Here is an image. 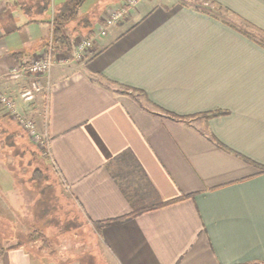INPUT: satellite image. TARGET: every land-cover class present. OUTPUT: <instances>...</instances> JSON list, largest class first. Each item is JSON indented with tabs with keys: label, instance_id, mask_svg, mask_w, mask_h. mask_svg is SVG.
Returning <instances> with one entry per match:
<instances>
[{
	"label": "crops",
	"instance_id": "1",
	"mask_svg": "<svg viewBox=\"0 0 264 264\" xmlns=\"http://www.w3.org/2000/svg\"><path fill=\"white\" fill-rule=\"evenodd\" d=\"M204 1L140 0L77 60L87 32L72 36L24 100L34 78L9 70L45 46L48 8L0 0V92L46 133L80 213L106 221V264H264V0ZM0 264L58 263L20 244Z\"/></svg>",
	"mask_w": 264,
	"mask_h": 264
},
{
	"label": "rangeland",
	"instance_id": "2",
	"mask_svg": "<svg viewBox=\"0 0 264 264\" xmlns=\"http://www.w3.org/2000/svg\"><path fill=\"white\" fill-rule=\"evenodd\" d=\"M63 1L50 0L46 15L41 13V17L43 15L50 20L49 35L51 36L55 7ZM112 2L113 0H85L78 12L79 15L68 23L67 33L76 37L84 36L85 30L78 26L82 18L88 17L93 25L96 24L105 6L113 5ZM81 31L83 34H79ZM78 39L80 37H77L73 43L75 44ZM261 43L264 45L263 41ZM44 114L45 112L42 113V120ZM9 115L0 107V118ZM6 126L13 128L14 125L10 126L6 122ZM37 127L42 130L40 126ZM16 137L21 139L17 135ZM4 140L0 142V166L3 164L8 169L16 167L15 179L18 185L10 190L9 178H6L4 174L3 178L1 177L0 249L22 244L40 254L52 256L58 264L108 263L107 255L97 236L96 227L89 223L70 199L53 170L48 156L43 151H41L42 154L37 152L41 149L33 142H30L32 145L30 143L26 145L25 141L21 142L20 148L14 152L10 146L11 140H6V143ZM33 171H38L37 176L40 175V177L33 178ZM11 220L14 224H11ZM33 228L40 230L47 237L49 248L43 246L44 242L40 238L30 239Z\"/></svg>",
	"mask_w": 264,
	"mask_h": 264
},
{
	"label": "built area",
	"instance_id": "3",
	"mask_svg": "<svg viewBox=\"0 0 264 264\" xmlns=\"http://www.w3.org/2000/svg\"><path fill=\"white\" fill-rule=\"evenodd\" d=\"M140 0H125L123 4L119 6L108 7L107 14L103 18V23L100 28L96 30L95 34L90 37H83L77 40L73 45V57L77 60L81 55L92 48L95 40L98 37L104 36L108 27L115 25L121 21L127 14L129 8L135 6ZM55 45L51 34L46 41L45 46L40 53L29 61L26 68L20 69L13 67L9 70L11 73H26L34 78L33 88L25 89L20 93V97L24 100L32 98L34 92L43 91L45 94L48 91V85L44 84L40 76H45L50 71L53 65ZM0 107L10 115H13L18 126L24 131L30 142L36 144L44 154L48 155L49 139L46 133L40 130L35 121L32 118L26 117L23 114H19L15 110L14 100L0 92Z\"/></svg>",
	"mask_w": 264,
	"mask_h": 264
},
{
	"label": "trees",
	"instance_id": "4",
	"mask_svg": "<svg viewBox=\"0 0 264 264\" xmlns=\"http://www.w3.org/2000/svg\"><path fill=\"white\" fill-rule=\"evenodd\" d=\"M49 2H50V0H40L41 10L47 9L49 6ZM84 2H85V0H64L59 5H56L55 12H54L53 19H52V38H53L54 45L57 48L65 50L67 52H69L70 49H72V38H71L72 36L69 33H67L66 28H67L68 23L70 21L74 20L76 18V16L79 15L78 12L80 10L81 5ZM81 21L82 22H80V24L78 26L80 27V29L85 30V32H87L86 37H89L90 35H92V34H90L91 28H92V21H90V19L88 17H85V16L82 18ZM262 41L264 42V38ZM222 113H223L222 111H214V112L207 113L206 117L216 116V115H219ZM167 114L175 117V115H172L170 113H167ZM6 122H8L10 124V126L13 124L14 125L13 128H10V127L8 128V126H6ZM14 122L16 125L14 124ZM16 135L21 139H18L16 137ZM2 139H5L4 140L5 143H6V140L7 141L9 139L11 140L10 146L14 152L18 148H20V146L22 144L21 142L25 141L26 145L28 143H30V140L27 138L24 131L18 126L17 122L14 120L13 115H11V116L9 115L7 117L0 118V142L2 141ZM16 140H18V141H16ZM30 145H32V143H30ZM38 150H37V152H41V150H39V151ZM41 154H42V152H41ZM0 170L6 176V178H9L10 182L12 184H14L15 187H17L18 181L15 179V177L17 175L16 174V172H17L16 167H12L11 169H8L7 167H5L2 164V166H0ZM35 171H33L32 177L33 178L34 177H36V178L40 177V175L37 176L38 171L37 172H35ZM182 198H185V196H180L178 198H174V199H170V200H166V201H159L155 204H151V205L142 207V208L138 209L137 211L132 210L130 213V216H134L139 212H144L147 210H151V209H155V208H158L161 206L171 204V203L176 202ZM12 223L14 224V222L11 220V224ZM105 223H106V221L92 222V224L96 227L97 230ZM30 235H31V238H30L31 240H36L37 238H40L41 241L44 242L43 246L44 247L46 246V248H49L48 239L40 230L33 228L32 231L30 232ZM17 245H19V244H17Z\"/></svg>",
	"mask_w": 264,
	"mask_h": 264
}]
</instances>
